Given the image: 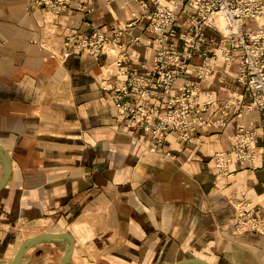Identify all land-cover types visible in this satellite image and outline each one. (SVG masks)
<instances>
[{"label":"crops","instance_id":"1","mask_svg":"<svg viewBox=\"0 0 264 264\" xmlns=\"http://www.w3.org/2000/svg\"><path fill=\"white\" fill-rule=\"evenodd\" d=\"M132 13L140 21L129 33L140 44L122 39L118 49L135 66L150 65L157 45L143 29L140 0H72L44 21L27 0H0V144L10 158L0 191V264L41 233L69 236L68 264H264V223L235 230L232 205L248 198L246 209L264 219V156L252 168L233 161L223 179L213 164L216 152L231 147L237 124L260 125L259 111L246 108L251 95L236 81V64L213 61L214 73L200 83V99L218 102L207 112L212 119L233 102L227 122L196 126L200 143L171 131L156 145L125 122L102 81L106 66L112 80L126 78L125 65L117 73V54L64 56L67 35L123 27ZM67 244L62 237L38 242L20 264H60Z\"/></svg>","mask_w":264,"mask_h":264},{"label":"built area","instance_id":"2","mask_svg":"<svg viewBox=\"0 0 264 264\" xmlns=\"http://www.w3.org/2000/svg\"><path fill=\"white\" fill-rule=\"evenodd\" d=\"M71 1L27 0V6L44 21L68 11ZM140 5L143 29L157 45L150 65L135 66L131 55L118 49L122 39L140 44V36L129 33L140 21L135 13L123 27L67 35L62 42L64 56L85 54L97 59L104 53L117 54V73L125 65L126 78L112 80L110 66H106L102 81L107 82L111 100L125 122L142 128L156 145L171 131L180 140L200 143L196 126L227 122L233 102L224 101L220 116L212 119L207 112L218 102L210 95L200 99V83L214 73L213 61L236 64V81L251 95L246 108L259 111L260 125L257 130L237 124L231 147L216 152L213 164L219 179L230 174L228 167L233 161L242 168L254 167L256 158L264 156V0H140ZM207 29L219 34V39L208 36ZM213 45L216 52L210 50ZM194 58H201L202 63H193ZM180 75L183 81L170 95ZM249 203L248 198L232 201L237 231L256 230L264 223L257 209H246Z\"/></svg>","mask_w":264,"mask_h":264},{"label":"water","instance_id":"3","mask_svg":"<svg viewBox=\"0 0 264 264\" xmlns=\"http://www.w3.org/2000/svg\"><path fill=\"white\" fill-rule=\"evenodd\" d=\"M0 157H1L2 165H3V172L0 177V191H1V189L7 183L9 173H10L9 154L1 144H0ZM60 237L68 241L67 247L65 249V252H64V255L62 257L60 264H68L71 251H72V242L69 236L65 233H41V234L27 238L20 244L13 258L7 264H20L23 254L31 246L41 241H45L48 239H54V238H60ZM175 264H208V263L201 259H186V260L178 261Z\"/></svg>","mask_w":264,"mask_h":264}]
</instances>
